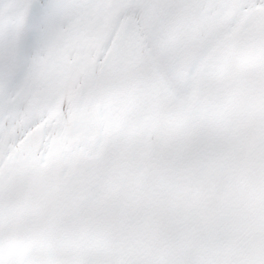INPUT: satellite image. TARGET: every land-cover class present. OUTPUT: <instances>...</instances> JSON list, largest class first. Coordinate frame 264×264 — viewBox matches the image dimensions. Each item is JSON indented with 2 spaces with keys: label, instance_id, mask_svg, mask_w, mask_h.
<instances>
[{
  "label": "snow or ice",
  "instance_id": "1",
  "mask_svg": "<svg viewBox=\"0 0 264 264\" xmlns=\"http://www.w3.org/2000/svg\"><path fill=\"white\" fill-rule=\"evenodd\" d=\"M0 264H264V0H0Z\"/></svg>",
  "mask_w": 264,
  "mask_h": 264
}]
</instances>
